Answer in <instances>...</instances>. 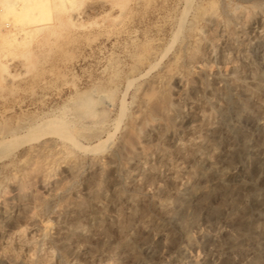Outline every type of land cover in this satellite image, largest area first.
Listing matches in <instances>:
<instances>
[{"label": "rangeland", "instance_id": "1", "mask_svg": "<svg viewBox=\"0 0 264 264\" xmlns=\"http://www.w3.org/2000/svg\"><path fill=\"white\" fill-rule=\"evenodd\" d=\"M26 1L0 14V135L34 127L0 159V264H264V0H91L65 28Z\"/></svg>", "mask_w": 264, "mask_h": 264}, {"label": "bare ground", "instance_id": "2", "mask_svg": "<svg viewBox=\"0 0 264 264\" xmlns=\"http://www.w3.org/2000/svg\"><path fill=\"white\" fill-rule=\"evenodd\" d=\"M87 1H91V0H62V2H63V6H64V8H65V10L67 11V13H65V11H64V14H66V15H64L63 14V16H65V17H63V21L62 20H60V18L62 17V15H58V18H59V16H61L58 20H56L57 22H59V21H61L60 23H61V25L62 26H64V25H67V24H69V23H72L73 24V26H76L75 25V22L77 23L79 20H81L85 15H86V12L83 10H81V9H77V10H75L74 8H76L77 6H76V4L77 5H79V4H81V3H85V2H87ZM96 1V0H95ZM31 2L33 3V1L31 0ZM112 2V1H111ZM99 3V2H98ZM28 4L29 3H27V1L26 0H0V14L1 15H6V14H13V15H17V14H22V13H24V12H32L33 10H32V8H30L29 6H28ZM31 4V3H30ZM49 4V3H48ZM55 4V7L57 6L58 8L59 7H62V5L61 6H59L60 4H61V2H60V4L58 3L57 5H56V3H54ZM109 4H111L110 3V1L109 0H103L102 1V5L103 6H106V5H109ZM111 5H115V4H111ZM110 5V6H111ZM76 6V7H75ZM56 7V8H57ZM51 8H52V6H51ZM52 10H54V9H52ZM112 10H113V7H112ZM56 11V10H55ZM35 13V12H34ZM27 14V13H26ZM51 14V13H50ZM62 14V13H61ZM31 17V16H30ZM39 18V17H38ZM56 18V17H55ZM45 20V19H44ZM44 20H37V21H33L32 20V22H33V25L31 26V25H29L30 27H21L19 24V26L20 27H18V25L17 24H15L13 21L11 22H9V21H6L5 20V22H4V24H6V27L9 29V30H5V32L4 33H7L6 34V38H9V39H13V37L14 38H16V39H18V40H16V41H20L21 39H23L24 40V38L27 36V35H30V34H35V33H38V32H42L41 33V35L43 36L44 35V32L43 31H46V33L48 32V35H55L54 33H55V28L57 27V26H55V25H47V24H43L42 22H44ZM15 21V20H14ZM46 21V20H45ZM50 21L51 20H49V23H50ZM55 21V22H56ZM42 23V24H41ZM44 23H46V22H44ZM2 24H3V22H2ZM32 24V23H31ZM55 24V23H54ZM71 24V25H72ZM23 25V24H22ZM59 25V24H58ZM4 26V25H3ZM28 26V25H27ZM60 26V25H59ZM68 26V25H67ZM5 27V28H6ZM66 26H64L63 28H65ZM70 27V26H69ZM1 28V27H0ZM1 30V29H0ZM56 30H57V28H56ZM4 31V30H3ZM58 32V31H57ZM3 33V32H2ZM45 33V34H46ZM50 33V34H49ZM33 34V35H34ZM40 34V33H39ZM3 35V34H2ZM5 35V34H4ZM3 35V36H4ZM47 35V36H48ZM0 36H1V34H0ZM31 36V35H30ZM29 36V37H30ZM35 36V35H34ZM49 37V36H48ZM28 38V37H27ZM32 38V37H31ZM44 38H45V36H44ZM0 39H1V37H0ZM46 39H47V37H46ZM22 40V41H23ZM25 40H26V38H25ZM49 40V39H48ZM13 41V40H12ZM15 40H14V43L16 42ZM17 44V43H16ZM13 45H15V44H13ZM2 47V46H1ZM0 47V48H1ZM18 47V46H17ZM1 50V49H0ZM8 51V50H7ZM5 52V51H4ZM12 54V53H11ZM30 54H31V52H30ZM8 56V55H7ZM1 57V56H0ZM4 58V57H3ZM0 62H1V68L4 70V73H3V79H2V81L4 80H7L8 78H9V71H8V67H9V61H7V60H2V59H0ZM163 102H167L168 103V101H169V97H163V100H162ZM161 101V102H162ZM163 102H162V104H163ZM164 103V104H165ZM159 106H157V108H158ZM160 109V108H159ZM44 125H45V127H46V125L48 126V127H51V126H53V123L52 122H49V124H48V122L47 123H44ZM33 129H34V127H33V125H29V124H20L19 126H17L16 128H14V129H11L10 131H8V132H6V133H4V134H1L0 135V159H3V158H5V157H7L10 153H12L15 149H17V147L20 145V143H19V140L21 139V138H23L24 136H28V135H30L31 134V132L33 131Z\"/></svg>", "mask_w": 264, "mask_h": 264}]
</instances>
